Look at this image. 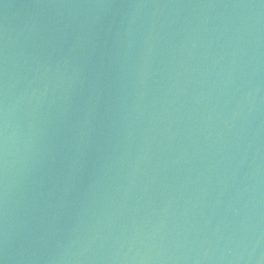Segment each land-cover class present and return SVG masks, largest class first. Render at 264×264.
Masks as SVG:
<instances>
[{
	"label": "water",
	"instance_id": "obj_1",
	"mask_svg": "<svg viewBox=\"0 0 264 264\" xmlns=\"http://www.w3.org/2000/svg\"><path fill=\"white\" fill-rule=\"evenodd\" d=\"M0 264H264V0H0Z\"/></svg>",
	"mask_w": 264,
	"mask_h": 264
}]
</instances>
